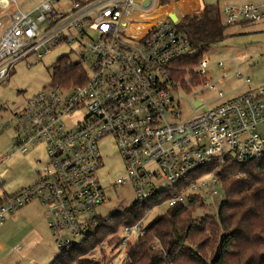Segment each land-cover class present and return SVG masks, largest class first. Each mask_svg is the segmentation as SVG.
Wrapping results in <instances>:
<instances>
[{"label":"built area","instance_id":"2783aa9c","mask_svg":"<svg viewBox=\"0 0 264 264\" xmlns=\"http://www.w3.org/2000/svg\"><path fill=\"white\" fill-rule=\"evenodd\" d=\"M60 1L42 0L23 10L14 0H0V83L17 61L33 53L43 57L62 45H76V61L63 57L86 74L84 82L68 88H42L0 120V130H12L14 153L40 145L45 151V158L37 159L36 180L2 197L0 222L36 199L47 211L56 246L79 243L98 224L95 209L104 199L100 145L107 139L125 172L109 184L132 185L134 202L153 201V208L190 206L195 199L211 202L220 183L217 171L227 158L243 162L262 157L264 89L226 99L220 90L210 105L194 98L187 117L177 110L176 94L179 88L185 91L184 85L216 89V83H223L222 77L212 83L200 79L210 65L207 58L195 66L179 61L193 52L178 24L184 15L198 13L170 10L134 36L127 16L155 12L157 0H65L67 6L57 10L54 4ZM171 11L177 14L175 22L168 17ZM220 18L228 27L262 21L264 0H227ZM249 83L245 78L244 84ZM162 194L168 197L160 200ZM142 219L120 227L119 243L126 246L143 236Z\"/></svg>","mask_w":264,"mask_h":264},{"label":"trees","instance_id":"16d2710c","mask_svg":"<svg viewBox=\"0 0 264 264\" xmlns=\"http://www.w3.org/2000/svg\"><path fill=\"white\" fill-rule=\"evenodd\" d=\"M227 27L218 5H204L200 13L184 15L178 29L189 38L193 53L180 63L197 65L213 42L228 36ZM69 60H57L51 86L68 88L84 82L85 70ZM217 174L223 201L216 215L197 216L194 205L169 207L144 225L141 238L127 245L125 264H264V153L259 159L243 162L227 158ZM167 197L162 194L160 200ZM154 206L153 201L145 205L133 202L107 219L97 216V226L79 243L61 248L50 264H104L105 256L94 259L88 253L121 226L141 220Z\"/></svg>","mask_w":264,"mask_h":264},{"label":"rangeland","instance_id":"374dc122","mask_svg":"<svg viewBox=\"0 0 264 264\" xmlns=\"http://www.w3.org/2000/svg\"><path fill=\"white\" fill-rule=\"evenodd\" d=\"M14 1L16 6L25 10L31 9L42 0ZM169 1L157 0L153 7L154 10H157L153 13L149 11L135 14L129 13L127 18L131 20V23L128 24V32L134 36L140 35L146 30V26H150L149 23L152 22L149 19L150 15L163 17L164 13L170 10L174 11V5L172 4L168 5L165 9L160 8L168 4ZM200 1L204 5H218L220 7L227 0ZM181 3L184 4L183 0H181ZM67 4V1L61 0L59 4H54V7L57 10H63ZM180 5L175 7V12L179 15L182 8ZM185 7L189 10L186 5ZM145 20H148V22ZM226 34L228 36L225 39L213 42L203 55L211 61L207 73L203 77L211 83L216 82L218 77H222L223 83H216V89L191 87L189 90L188 86L185 85L183 86L185 91L179 88V94H176L175 104H179L177 110L181 112L182 117H187L192 114V102L194 98L202 99L210 105V99L215 97L216 92L220 90L224 92V99H226L248 89H264V20L248 25L227 27ZM75 46V44L62 45L53 48L50 53L43 57H38L36 53H33L17 61L14 64L9 78L0 83V120L5 121L11 116L12 112L20 109L31 96L42 88L51 86L53 66L57 60L63 57V55L68 56L72 61L77 60L75 53L72 52V50H75ZM218 61H222L223 65L218 66ZM227 66L229 69L225 74H222V70ZM236 71H239L241 75L237 76ZM245 78L250 80V83L247 85L244 84ZM11 134L12 130L9 127L0 130V197H3L4 192L11 194L18 191L21 187L32 184L37 178L36 171L40 167V162H37V159L45 158V151L42 145L29 148L22 154L14 153ZM100 150L104 165L98 172V178L103 185L104 199L100 205L96 206L95 210L101 218L107 219L118 209L129 207L136 200V194L132 185L112 187L109 184L125 173L121 158L112 140H105L100 145ZM214 187L218 193L213 196L211 202L204 203L202 199H195V215L217 214L218 208L223 201V190L219 183L215 184ZM31 202L41 206L36 199H33ZM167 209L166 204L152 208L143 217V224L146 225L158 214L165 212ZM7 217L8 215L0 222V235H2L1 229L7 227ZM47 228L45 243L49 247L51 246L52 252L58 256L60 254V248L56 246L55 236L49 226ZM119 230L120 228L115 235L107 236L101 245L89 252L87 256L100 260L105 256L104 264H125L127 261L126 247L136 240L123 246L119 243ZM21 233L22 231L19 232V234ZM16 238H19L18 234ZM16 238L12 240H16Z\"/></svg>","mask_w":264,"mask_h":264},{"label":"crops","instance_id":"0c3cea01","mask_svg":"<svg viewBox=\"0 0 264 264\" xmlns=\"http://www.w3.org/2000/svg\"><path fill=\"white\" fill-rule=\"evenodd\" d=\"M197 1V6L191 10H187L181 0H170L166 5L172 4L175 9L181 4V11L199 13L204 4ZM40 207L37 203L29 202L8 215L7 227L1 229L0 235V264H50L57 256L45 243L48 214ZM17 234L19 238H16ZM14 238L16 240H12Z\"/></svg>","mask_w":264,"mask_h":264},{"label":"bare ground","instance_id":"6f19581e","mask_svg":"<svg viewBox=\"0 0 264 264\" xmlns=\"http://www.w3.org/2000/svg\"><path fill=\"white\" fill-rule=\"evenodd\" d=\"M183 2H184V4L187 6V8H188L189 10L195 8V7L197 6V3H198L197 0H183ZM148 16H149V15H148ZM144 17H145V18H148L147 16H144ZM161 18H162V17H159V16H157V15H156V16H151V15H150L149 19H151L152 22L149 23V25H151V24L157 22V21L160 20ZM147 28H148V26L145 27V29H147Z\"/></svg>","mask_w":264,"mask_h":264},{"label":"water","instance_id":"95a60500","mask_svg":"<svg viewBox=\"0 0 264 264\" xmlns=\"http://www.w3.org/2000/svg\"><path fill=\"white\" fill-rule=\"evenodd\" d=\"M168 17L172 20V21H177L178 17H177V14L175 12H169L168 13ZM200 102L199 101H196L195 102V105H198Z\"/></svg>","mask_w":264,"mask_h":264}]
</instances>
